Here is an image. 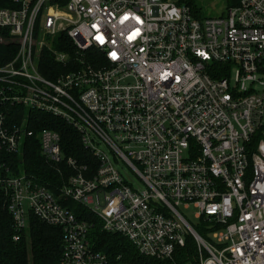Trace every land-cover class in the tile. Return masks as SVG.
<instances>
[{"label": "built area", "instance_id": "1", "mask_svg": "<svg viewBox=\"0 0 264 264\" xmlns=\"http://www.w3.org/2000/svg\"><path fill=\"white\" fill-rule=\"evenodd\" d=\"M11 1L0 198L12 240L34 217L61 229L59 264H123L90 241L88 211L144 256L264 264V0L207 17L186 0ZM37 113L76 129L92 158L66 155ZM34 140L53 178L27 170ZM188 236L195 255L178 263Z\"/></svg>", "mask_w": 264, "mask_h": 264}, {"label": "trees", "instance_id": "2", "mask_svg": "<svg viewBox=\"0 0 264 264\" xmlns=\"http://www.w3.org/2000/svg\"><path fill=\"white\" fill-rule=\"evenodd\" d=\"M186 1L192 3V0ZM11 6H13L11 0H0V7ZM10 51L6 44H0V62L8 57ZM36 117L39 118L35 126L37 129L46 127L60 134L62 149L66 155L74 156L82 162L92 158V154L82 144L79 133L71 125L45 113H37ZM33 142L31 145H26L23 151L27 170L30 174L37 176L40 181H45L46 177L53 178L54 171L40 154L38 141ZM84 214L89 217V238L96 249L109 256L120 255L123 264H171L170 260H159L140 254L124 236L102 230L96 218L88 211H84ZM196 230L202 233L200 226H197ZM12 233L11 217L0 198V264H59L61 252L59 227L42 223L31 217L28 240L13 241ZM194 255L195 243L193 238L188 236L185 246L175 254V260L182 263L187 257L191 258Z\"/></svg>", "mask_w": 264, "mask_h": 264}, {"label": "rangeland", "instance_id": "3", "mask_svg": "<svg viewBox=\"0 0 264 264\" xmlns=\"http://www.w3.org/2000/svg\"><path fill=\"white\" fill-rule=\"evenodd\" d=\"M192 2L193 5L196 7L199 15L207 17V16H216L223 13L230 0H192ZM119 168L122 171L126 170V167L123 165L121 166L120 164H119ZM131 177L133 178V176ZM132 181L134 182V185L140 184L137 183V181L135 183L133 179ZM179 210L185 215V217L189 220L191 224L196 225L197 218L194 217V212H196V209H194L193 206H190V208L188 209L179 206ZM209 237H211V235Z\"/></svg>", "mask_w": 264, "mask_h": 264}]
</instances>
